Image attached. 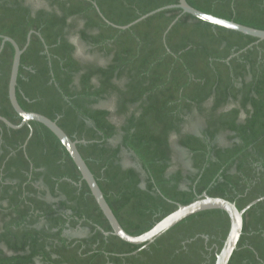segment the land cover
Instances as JSON below:
<instances>
[{
  "label": "trees",
  "instance_id": "obj_1",
  "mask_svg": "<svg viewBox=\"0 0 264 264\" xmlns=\"http://www.w3.org/2000/svg\"><path fill=\"white\" fill-rule=\"evenodd\" d=\"M186 1L264 29V0ZM176 3L0 0V35L21 48L33 31L18 68L20 106L78 141L120 225L135 235L202 192L238 209L264 196V40L179 8L117 27ZM12 56L5 42L0 116L16 125ZM228 226L224 211L210 209L145 247L125 242L48 128L0 120V264H214ZM228 264H264V199L244 212Z\"/></svg>",
  "mask_w": 264,
  "mask_h": 264
},
{
  "label": "water",
  "instance_id": "obj_2",
  "mask_svg": "<svg viewBox=\"0 0 264 264\" xmlns=\"http://www.w3.org/2000/svg\"><path fill=\"white\" fill-rule=\"evenodd\" d=\"M94 6L100 16L109 24L110 23L99 11L98 7ZM168 8H179L182 13L190 14L191 16L203 20L205 22L211 23L213 25H217L220 27H224L227 29H231L237 32H240L245 35H249L257 38L258 40H264V29H259L255 27H251L248 25L237 23L233 20L225 19L222 17L215 16L210 13H206L199 9L191 6L186 0H177L176 4H170L166 6H162L151 10L143 15H141L136 20L132 22L117 26L121 29H125L135 24L136 22L144 19L145 17ZM114 25V24H112ZM33 31L30 30L26 35V40L24 45L20 48L18 44L9 36L0 35L1 43H0V51L3 48L5 42L11 44L13 48V56L8 80V99L11 104L13 110L17 113L18 116L21 117V121L18 124H12L4 117L0 116V120H2L6 125L12 128H20L24 124H29L30 121H35L41 123L46 128H48L56 138L61 142L63 147L66 149L76 168L78 169L81 179L85 181L91 195L93 196L97 206L101 210L102 214L106 218L110 228L111 234L117 236L121 240L135 244L141 245V247H145L149 243L153 242L157 237H159L162 233L167 231L169 228L180 222L182 219L190 216L194 213L210 210V209H219L224 211L228 216L229 226L225 239L223 240L222 246L219 251L216 253L214 264H228L230 257L233 251L236 249L237 242L242 233L243 226V214L244 212L256 202L264 199V196L256 198L250 201L247 205H245L242 209H238L234 202L229 201L222 197H212L209 196L206 192H202L197 198L187 204H177V208L161 218L159 221L155 222L149 229L140 233V234H130L126 232L123 227L120 225L110 206L108 205L105 197L99 188L96 179L90 169L88 168L85 160L80 155L76 144L77 140H72L56 123L55 120H52L40 113L26 111L24 110L16 97V83L18 76V68L20 65V57L21 54L26 49L29 40L30 34ZM39 35V33H37ZM40 36V35H39Z\"/></svg>",
  "mask_w": 264,
  "mask_h": 264
},
{
  "label": "rangeland",
  "instance_id": "obj_3",
  "mask_svg": "<svg viewBox=\"0 0 264 264\" xmlns=\"http://www.w3.org/2000/svg\"><path fill=\"white\" fill-rule=\"evenodd\" d=\"M79 49L82 50V51L84 50V48L82 46H79ZM102 106H104V104H102ZM123 162H124V165H132V166L136 167V164L130 162L128 159H124ZM81 234H82L81 232L76 233V235H81Z\"/></svg>",
  "mask_w": 264,
  "mask_h": 264
}]
</instances>
